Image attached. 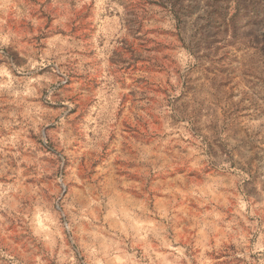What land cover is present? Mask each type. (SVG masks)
<instances>
[{"label": "rangeland", "instance_id": "374dc122", "mask_svg": "<svg viewBox=\"0 0 264 264\" xmlns=\"http://www.w3.org/2000/svg\"><path fill=\"white\" fill-rule=\"evenodd\" d=\"M0 264H264V0H0Z\"/></svg>", "mask_w": 264, "mask_h": 264}]
</instances>
